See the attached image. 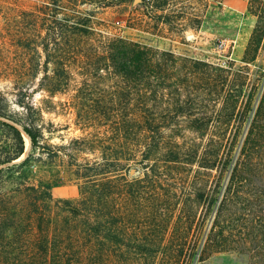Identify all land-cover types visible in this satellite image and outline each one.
I'll use <instances>...</instances> for the list:
<instances>
[{
	"label": "trees",
	"instance_id": "obj_1",
	"mask_svg": "<svg viewBox=\"0 0 264 264\" xmlns=\"http://www.w3.org/2000/svg\"><path fill=\"white\" fill-rule=\"evenodd\" d=\"M105 1L103 7L121 5ZM148 3L151 8L161 9L169 0ZM76 9L77 6L74 12H78ZM43 10L46 33L25 39L27 62L21 57L15 65L0 66L15 77L13 89L18 107L6 111L0 106V125L8 131L0 167L13 164L26 153L23 132L29 136L32 149L21 164L0 169V201H4L0 218L16 223L13 217L26 211L30 220L27 237L37 230L35 240L24 239L21 256H9L3 264H205L208 255L240 249L248 253L250 264H264V209L252 213L241 210L248 177H264V91L240 152L234 157L232 142L230 151L224 150L229 141L227 131H212L208 127L212 117H200L196 112L206 106L204 96L210 92V97H217L215 102H223V113L228 117H234L243 107L241 116L246 118L256 89L254 82L250 92H245L250 80L247 73L217 68L121 36L97 33L92 19L95 11L85 10V16L65 14L69 19L63 22L57 14L49 13V6ZM249 11L257 18L244 57V62L251 64L264 43V0H251ZM26 78L33 79L37 88L29 91ZM73 87L71 107L76 125L83 132L93 130L90 137L75 140L80 145L78 154L97 157L79 163L69 155L70 164L77 167V179L82 181L79 198L55 200L52 183L31 182L25 171L32 160L45 156L53 161L67 154L66 146L50 143L55 128L44 124V109L34 103L33 97L45 92L53 98ZM244 96L246 102L241 104ZM4 101L0 92V105ZM185 121L192 123L189 128L197 137L189 138L181 130L180 122ZM179 168L202 177L194 196L199 205L211 213L219 202L206 234L203 228L196 251L188 238L182 243L172 239L159 243L133 237L124 229L129 230L127 226L134 223L128 204L131 199H144L150 191L159 200L158 178L169 174L178 178ZM230 169L224 188L219 183L211 185L205 177L215 170L221 177ZM136 173L143 177L130 180ZM6 183H15V192L26 197L23 207L12 202L5 206L7 198L2 188ZM120 192L124 193V210L117 203ZM262 196L264 205V192ZM54 207L58 212L53 215ZM251 214L258 216L257 235L248 233L244 223ZM250 237L253 239L248 241Z\"/></svg>",
	"mask_w": 264,
	"mask_h": 264
},
{
	"label": "rangeland",
	"instance_id": "obj_2",
	"mask_svg": "<svg viewBox=\"0 0 264 264\" xmlns=\"http://www.w3.org/2000/svg\"><path fill=\"white\" fill-rule=\"evenodd\" d=\"M87 1L0 0V13H2L0 16V49L2 51L0 66L3 67L4 63L15 65L19 63L21 57V61L25 60L27 62L25 45H28V42L25 39H34L40 33L43 35L46 33L45 27L47 26H44L45 21L42 20L43 14L41 13V11H45L44 8L49 6L52 9L49 13L52 15L57 14L63 22L69 19L68 15L71 17L73 15L85 16V10L95 11V16H92V19L97 33H102L108 37L121 36L160 50L173 51L177 55L188 57L194 61L205 62L225 70L241 71L249 75L250 80H252L248 81V85L245 86L244 90L249 93L254 82L256 89L254 91L253 106L246 118L241 116L243 107L237 109L234 117H228V113H223V102L221 100L215 102L214 100L217 97H210L208 95L210 92L205 93L204 96L207 101L206 106L201 111L196 112L200 117L203 115H207L208 118L212 117L211 122L208 124L212 131H227L228 135L226 137L229 138V141L226 143L224 150L228 152L232 142L234 146L232 154L237 157L264 91V43L254 63L244 62L245 51L257 25V18L249 11L251 0H169V4L161 9L151 8L148 3L149 0H110L121 4L113 7H103L105 0H92V4L84 5ZM76 6L78 12H74ZM161 15L164 16V19H160ZM221 42L226 44L225 53H219L217 50ZM39 51H41V48H39ZM223 61L227 63L226 66H222ZM14 79L15 77L11 75V72L8 74L0 68V92L5 98L0 106L6 111L18 109L15 103L17 97L13 89ZM26 79L29 80L26 82L29 91L37 88V83L32 82L33 79ZM77 80L80 81L81 77L77 76ZM197 85H201V82H198ZM74 89L75 87L70 92L53 98L45 92L37 93L33 97L34 103L44 109V124L51 129L53 126L55 128L50 143L55 146H66L67 154L63 153L53 161L45 156L41 160H32L25 171L31 178V182L44 181L52 183L54 185L52 192L55 200H76L79 198V184L82 181L77 179V167L70 164L72 158L69 155L75 156L79 163H86V159L93 161L97 157V154H78L80 145L75 140L90 137L93 130L83 132L76 125V115L71 107V99L75 93ZM246 98L247 96L241 98V104L246 102ZM191 124L189 121L180 122V127L189 138H195L197 135L189 128ZM172 126L174 127V125ZM7 134L6 128L0 125V155L3 154L8 145ZM234 134L236 135L235 138ZM31 150V147L28 150L26 149L23 159L2 166L0 169H7L21 164L29 156ZM194 169L196 170L197 167H194ZM176 171L180 175L178 178H174L173 174H169L168 177L165 176L162 179L158 178L156 185L158 194H161L159 200H155V194H150V191L144 199H131L128 204L131 213H133L132 222L134 223L127 226L129 230L124 224V229L133 237L150 239L159 243H164L168 239H172L176 243H182L188 238V241L195 245L194 250L196 251L197 245L202 239L203 228H205L206 234L216 216L219 202L211 213L207 211L204 205H199L196 202L194 197L197 187L203 180L202 177L194 175V173L191 174L184 168L176 169ZM230 173L231 169L223 176L218 177L219 172L215 170L209 172V175L205 177L211 185L219 183V186L221 185L224 188L228 183ZM141 177H143V174L136 173L132 174L129 179ZM248 181L247 185L249 187L246 195H243L244 202L241 210L252 213L264 209L262 203L264 177L250 176ZM16 187L15 183H6L2 188L3 197L7 198L5 206L8 202H12L15 205L19 204V207H23L28 201L24 195L15 192ZM123 194L120 192L119 196L117 195V203L121 206L120 209L124 210L126 204ZM259 195L260 198L257 199ZM3 204L4 201H0V212ZM57 212L54 207L53 215ZM257 217L251 214L244 222L245 226L249 227L248 233L258 234L259 226L257 224L259 220H257ZM13 219L16 220V223H12L10 219L2 220L0 218L1 264L9 256L12 258L21 256L24 239L35 240L37 237V230H32L29 237L25 233L29 228L27 226L30 221L26 211L20 216H16V218L13 217ZM203 224L204 226H202ZM252 239L250 237L248 241ZM246 254L248 253L242 252L241 249L217 252L208 255L204 263L250 264V257ZM199 256L198 253L197 259H199Z\"/></svg>",
	"mask_w": 264,
	"mask_h": 264
},
{
	"label": "built area",
	"instance_id": "obj_3",
	"mask_svg": "<svg viewBox=\"0 0 264 264\" xmlns=\"http://www.w3.org/2000/svg\"><path fill=\"white\" fill-rule=\"evenodd\" d=\"M217 50L219 51V53H225L226 52V44L224 42H221L218 47ZM226 62L223 61V65L222 66H226Z\"/></svg>",
	"mask_w": 264,
	"mask_h": 264
},
{
	"label": "bare ground",
	"instance_id": "obj_4",
	"mask_svg": "<svg viewBox=\"0 0 264 264\" xmlns=\"http://www.w3.org/2000/svg\"><path fill=\"white\" fill-rule=\"evenodd\" d=\"M24 137H25V141H26V149L28 150V149H30V147H31V141H30L29 137L26 136V134H24ZM24 157H25V155H23V156H22L20 159H18L17 161L23 159Z\"/></svg>",
	"mask_w": 264,
	"mask_h": 264
},
{
	"label": "water",
	"instance_id": "obj_5",
	"mask_svg": "<svg viewBox=\"0 0 264 264\" xmlns=\"http://www.w3.org/2000/svg\"><path fill=\"white\" fill-rule=\"evenodd\" d=\"M137 1V0H136ZM20 130H22V128L20 127ZM23 131V130H22ZM24 134H26L25 132H23ZM26 136H28L27 134H26ZM29 137V136H28Z\"/></svg>",
	"mask_w": 264,
	"mask_h": 264
}]
</instances>
